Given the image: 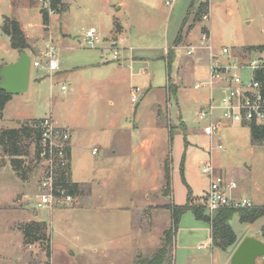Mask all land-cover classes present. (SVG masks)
<instances>
[{
    "label": "rangeland",
    "instance_id": "1",
    "mask_svg": "<svg viewBox=\"0 0 264 264\" xmlns=\"http://www.w3.org/2000/svg\"><path fill=\"white\" fill-rule=\"evenodd\" d=\"M13 1L0 2V66L10 63L14 56V53H11L10 39L3 32L5 19L20 15V8L14 6ZM121 1L37 0L36 3L32 2L36 6H31L33 11L30 19L40 24L43 21V28L38 35L31 36L28 33L25 35L30 36L27 40H32V43L47 39V45L44 48L31 44V49L25 52L31 56L32 61H40L42 66L32 68L27 93L12 95L13 101L9 102L6 108V118L4 115L0 118V134L4 129L21 128L27 124L32 125L34 120L46 119L51 121L54 119L72 132L78 127L85 128L81 131L79 139L81 145H87L89 150L78 152L79 175L86 180L94 177H96L94 179L108 180L107 186L100 183L99 187H94L92 200L101 201L102 209L108 212L113 234L130 232V228L135 230L138 226L144 228L149 225L153 226L152 230L154 229L155 232L160 231V234L163 230L172 229L170 220L168 225L160 218L156 222V210L151 211L150 217L147 216L151 219L149 223L146 215L142 213L143 208L138 205L139 202L141 206L144 204L142 198L146 199L147 195L144 192L134 193L133 190L130 151L133 145L146 135L157 137L153 159H157V163L164 166L165 177L166 171L167 173L171 171L172 176L171 190H167L165 182L160 195L154 192L152 196L150 193V196L153 202L169 209L171 213L174 204L183 206L188 200L189 190L183 177L184 174L186 176V161L188 160V165H191L190 160L196 158L198 154V162L201 160L206 162L210 157L208 153L210 145L213 147L211 154L216 168L219 165L223 174L228 179H235L241 187L246 185L245 183H250L252 187L257 184L261 189L260 200L254 198L252 201L255 207L264 206V143H253L249 125H234L214 139L204 134L203 130L207 122L198 118L197 111L201 105L207 103L206 97L209 96L204 90L198 91L194 87L198 82L209 77L210 58L205 52L188 56L184 45L191 30L192 33L194 32L192 44L198 45L201 31L195 32L194 29L203 26L201 29L203 32L207 29L210 31L214 52L219 56L221 64L226 65L230 61L221 54L222 48H229L234 58L240 61L254 59L260 54L264 55V50H259L260 47L264 48V0H213V3L212 0H195L189 21L184 27L188 37L184 40L182 32L181 43L174 46L171 45L172 41L193 0H176L172 7L166 6L164 0H146V3L151 1L154 4V9L148 4L139 8L142 13L149 15L147 27L140 30L133 23L130 32L131 43L137 46L131 53L139 58L136 63L137 71H134L133 77L130 75L133 71L129 70L128 65L123 69L112 65L108 68L75 70L80 63L78 58L81 54H84L82 58L87 56L90 61L96 59L94 56L102 54L113 57L110 52H106L107 47H103L100 42L97 44L100 49L88 48L85 34L92 29L98 33L99 39L109 40L111 38H107V31L112 29L117 35L121 28V22L116 21L117 19L122 20L125 17H130L131 21L136 19L135 11L126 13L118 10ZM206 1L212 4L211 19L203 22L198 11L199 4L201 2L204 4ZM131 3L134 10H137L139 5L133 1ZM55 4L57 10L53 8ZM170 8L173 10L171 11ZM46 14L47 23L44 21ZM63 38L69 43H66V48L57 50V44L61 43ZM165 38L169 39L168 44L171 48L167 56L172 61L170 67L167 66L165 59ZM73 46H78V50L71 49ZM251 47L256 49L251 51ZM129 48L128 46V50H125L123 47L116 61H121V54L124 57L125 53L130 52ZM52 49L56 51V58L59 61V69L55 72H49L46 67L45 53ZM141 67L144 69L140 71ZM115 69L125 73V76L122 78L116 76ZM169 70L170 76L172 74L175 82L181 85L178 98L175 97L173 91L175 85L172 80L170 79L168 83ZM238 74L243 79H249L251 71L243 70ZM63 86L68 87L66 92L63 91ZM139 86L143 93L139 102L134 104L131 101V92L133 88ZM157 106L160 108V111H157L158 115L160 114V126L145 128V124L152 120V114ZM110 122L118 125V131L113 137L114 143L122 141V152L126 156L122 159L123 168L103 166L90 169L88 164L92 165L95 160H101L103 157V151L96 156L92 151L94 147L100 149L97 144L95 146V142L107 136ZM38 124L40 123L37 122L33 126L40 130L36 127ZM148 130L152 132L148 133ZM67 131L71 134L69 130ZM76 135H79L77 131ZM219 142L224 145L223 151L217 149ZM29 151V155L23 160L21 171L17 172L12 165L11 157L5 154L0 145V264H136L137 260V264H148L157 255L161 258L159 264H226L224 256L220 255L218 258L214 254L215 249L212 247V240L210 241L211 225L198 220L192 211L183 215L177 233L173 236V242L165 253L161 250L165 233L162 246L154 249L152 254L150 253L152 256L137 257L135 262L136 251L131 253L130 247L120 251L121 247L118 243L113 244L108 260L99 259V255L92 257L87 253L75 251L70 236L63 233L62 223H57L58 211L54 210L73 207L76 195L70 205L58 203L53 210L39 207L40 187L49 171L47 164L41 160L39 145L38 157L34 146H31ZM110 162V159L105 160L104 164ZM189 167L192 176L206 185L207 178L200 173L202 166L197 163ZM69 170H71V162ZM63 176L59 180L64 184ZM66 176H69L67 172ZM246 194L250 193L246 192ZM200 197L196 198L193 195L190 202L207 216L209 214L199 203ZM164 212L168 214L167 211ZM95 215L96 212L89 214L90 217ZM130 220L134 222L133 227L130 225ZM31 221L43 222L47 225L46 234L50 241L25 244L22 227ZM263 225L264 218L254 224H243L238 214L231 221L239 243L246 236L257 239L261 237ZM94 226L97 227L96 229H102L103 224L95 219ZM106 226L108 227L107 223ZM82 239L88 241L85 237ZM230 249L233 254L236 248ZM258 264H264V258L260 259Z\"/></svg>",
    "mask_w": 264,
    "mask_h": 264
},
{
    "label": "crops",
    "instance_id": "2",
    "mask_svg": "<svg viewBox=\"0 0 264 264\" xmlns=\"http://www.w3.org/2000/svg\"><path fill=\"white\" fill-rule=\"evenodd\" d=\"M2 1L3 0H0V2H2ZM33 1L36 3L37 0L36 1L35 0H14L13 1L14 6H17V8H20V15H17L16 18L9 17L10 19L17 20L20 23V26H21L22 30L24 31V33L31 34V36L40 34L42 32V28H43V21H41V24H40L38 22L35 23L34 21H31L32 18L30 19L31 12L33 11V10H31V6H36L35 4L32 3ZM132 1L134 3H136L137 5H139L137 10H134V8L132 7V3H131ZM145 1L146 0H131V2H130L129 0H122L120 2V6L118 7V10H120V12H126V13H128V11L129 12L135 11L134 15L136 16V19H133L131 21L130 17H128V18L125 17L122 20L116 18L117 19L116 21L119 20V22H121L120 23L121 28L118 31V34L115 35V33L113 32L112 29H109L107 31V33H108L107 38L108 39L112 38V37H117V38H119V40H121V44L123 45L125 50L126 49L128 50V46L130 47L129 48L130 52L125 53L124 57H122V54H121V61L114 60V58L111 57L109 54L108 55L102 54L100 56L99 55L94 56V57H96V59L93 61H90L88 58H86L87 56L82 58L84 56V54H81L80 57L78 58L80 63H79V65H77L78 67L75 70L81 71L82 69L94 68V67L108 68L112 65H115L119 69H123L124 66L128 65L129 70L133 71V73L130 72L131 77H133L135 75L134 71H137L136 70L137 69L136 63H138L139 58L134 56V54L131 53L135 50V47H137L131 43V34H130L131 28L133 27V23L136 26H138L140 30H143L142 28L147 27L146 22L149 21V15L142 13V10H139L140 7L148 4L151 7V9H154V6H153L154 4L151 1L147 2V3ZM170 10L172 11L173 8H170ZM188 13H189V10L187 11L186 16L183 18L181 27L178 29L177 34L172 41V44H171L172 46H174L175 39H176L177 35L179 34V32L181 31L183 23L188 16ZM0 18H1V14H0ZM40 18L42 19L41 15H40ZM168 27H169V25H167V28ZM202 27L200 26L199 29H198V27H196L194 29V31L200 32ZM89 30H92V29H89ZM184 30H185V28H184ZM184 30H183V36L185 37L184 40H186V37H188V33H186V30L185 31ZM193 34H194V32L192 33V30H191L189 38L186 41L187 43L184 44L185 46H187L188 44H192L194 42V39H193L194 35ZM27 37L29 38L30 36H27ZM101 39L106 40V38H104V39L101 38ZM32 42H33L32 40L28 41V43L30 45L32 44V45H35L37 47H44L45 48V46L47 45V39H42L41 41H36L35 43H32ZM66 43H69V42H66V40L63 38L62 42L57 44L58 45L57 50L60 48L61 49L66 48ZM168 43H169V39L165 38V48H164L165 59L167 62V66L170 67L169 61H171V60H169V58L167 56H169V49H171V48L169 47ZM180 46H183V45H180ZM177 48H178V46H177ZM177 48H175V49L177 50ZM71 49L77 51L78 46H73V47H71ZM106 52H109V51H106ZM11 53H14V56H13L12 61L8 64L14 63L15 61H17L19 59V54H20L19 52H17V51L12 52V50H11ZM206 59H207V57H206ZM192 61H194V60H192ZM200 62H203V61H200ZM3 65H7V63L3 64ZM143 69H144L143 67L139 68L140 71ZM110 70H112V69L110 68ZM78 71H75V72H78ZM114 72H115V75L120 77V78L125 76V73H120L119 70L115 69ZM72 75H74V73H72ZM142 75H145V74L142 73ZM170 79L172 80V83L175 85V88H176L175 89L176 90L175 97L178 98L177 94L180 91L181 85H178L175 82V78H173L172 74L170 76V70H169V74H168V80L169 81H168V83L170 82ZM148 87H150V85ZM205 93H207V96H209L208 92L205 91ZM204 96H206V95L204 94ZM206 100L208 101V97H206ZM12 101L13 100H11L10 102H12ZM8 104L6 105V108L8 107ZM6 108H5L4 113H3L4 116L6 115ZM157 111H160V108L158 106L155 108V110L152 114L153 115L152 120L148 121L145 124V128L147 127L150 129V128H154V126L155 127L160 126V123H161L160 122V114L158 115ZM5 118H6V116H5ZM31 119H34V118H31ZM142 125L143 124H141V126ZM61 127L65 128L71 132V135H72V139H71V170H70L71 181L74 184H79L81 187V190H82V192L80 194L76 195V202H75L73 207H71V208H59L57 210H54V211H58L56 221H57V223H62V226L64 229L63 233L67 236H70V238H71L72 248H75V251L87 253V254L91 255L92 257L94 255L95 256L99 255V259H103V260L107 259L108 260L110 258V254H111L113 244L118 243L119 246L121 247L120 251L125 250L127 247H130L131 253L133 251H136L134 254L135 255L134 256V262H135V259L137 257L152 256L151 252H153L154 249H159V247L162 246L163 234L165 233L166 230H163V233L160 234V231L155 232L154 229L152 230L153 226L149 225L148 227H144V228H143V226H138V227H136L135 230L130 228V230H131L130 232L125 231L122 233L113 234V232L111 230L112 229V222L110 220V217L108 216L109 215L108 212L102 209L101 201L100 202H93V200H92L94 187L95 186L99 187L100 183L103 186H107V184L109 183L108 180H106L107 181L106 182L105 180H103L101 178L94 179L96 177H94L93 179H87L86 180L79 175L80 169L77 166V164H78V159H77L78 152L89 150V149H87L88 148L87 145H85V144L81 145V142L79 139L80 135L82 134L81 131L85 128L78 127V128H76V130L74 132H72L67 127H64V126H61ZM117 129H118V125L116 123L110 122V124L107 127V134H106L107 136H103L102 138L98 139L97 142H95V146L97 144L100 147V149H97L96 147H94V149L92 151L93 155H95V156L99 155L100 152L103 151V157L101 160H95L94 164H92V165L88 164V167H90V169L95 168V167L101 168L103 166H107L110 168L112 167L114 169L123 168L124 163H123L122 159L126 158V156H124L125 153L122 152V148H123V146L121 144L122 141H118L117 143H114L115 132L118 131ZM137 129H139V128L137 127ZM76 131H77V133H79L78 136L76 135ZM150 132H152V130H148V133H150ZM156 140H157V137H154V136H150V135H146L145 137L142 136L131 148V151H130V155H131L130 159L131 160L130 161H131L132 177L134 179L133 190L135 191L134 193L144 192L145 195H147L146 199L142 198L144 200L143 201L144 204L142 206L140 205V202L138 203L139 207L143 208L142 213L145 214L146 217L147 216L150 217L151 211L156 210L157 211L156 216H155L156 222L160 218V219L165 220L166 224L168 225L169 220H170V223L172 222V213L170 212L169 209L163 208V206H161L157 202H153L151 199V196L154 192H157V195H160V192L162 191L163 186L165 185V182H166L164 166L161 165L160 163H157V159L156 160L153 159V156H154L153 152L155 149ZM96 149L98 151L96 154H94V150H96ZM197 156H198V154H197ZM197 156H196V158L194 157L192 160H190L191 165H188L189 164L188 160L185 163V167L187 168V169H185L186 170V179H187V182L193 191L194 197H196V198L202 196L208 188V180L206 182V185H203L199 179L192 176V174H191V168L189 166L193 167V165H195L197 163L199 165H202L204 162L203 160L198 162ZM204 156H205V154H204ZM206 157H207V154H206ZM109 159L111 160V162L109 164H104L105 160H109ZM137 159H138V163H136ZM217 166H218L217 169L219 170V172H221L223 174V171L220 170L219 165H217ZM171 169H172V166H171ZM231 180H235V179H231ZM245 184L246 185H242V187H241V184H239V191L237 192L238 195L242 196V197H248L251 199L255 198L254 200H260L261 189L257 186V184L255 187H252V185L250 183H245ZM246 192H249L250 194L247 195ZM150 193H151V196H150ZM187 202H188V200H187ZM164 211H167L168 214L165 213ZM92 212H96V215L94 217L89 216V214ZM148 217H147V219L149 220V223H150L151 219ZM95 219H98V222L103 224L102 229H96L97 227L94 226ZM34 222H37V221H34ZM88 222H89V224H88ZM129 222H130L131 227H133L132 224L134 222L131 220ZM159 222H160V220H159ZM106 223H107L108 227L106 226ZM209 229H211L210 241L212 240V242H211L212 247L215 249L214 254H216L218 258L220 257V255L224 256L226 264H228V262H229V264H231L232 257L234 255L238 245L233 247V248H236L233 254H232V249H229L227 252L222 251V253H221L220 252L221 250H219L218 248H216L213 245L211 226ZM83 237L88 239V241H84L82 239ZM247 237H249V236H246L245 238H247ZM258 239L262 240L261 237H259ZM117 240H120V241H117ZM160 240H161V242H160ZM72 248H71V250H72ZM71 250H70V253H71ZM116 250H118V249L116 248ZM72 251L75 254V251L74 250H72ZM137 262H138V260L136 261V264H137Z\"/></svg>",
    "mask_w": 264,
    "mask_h": 264
},
{
    "label": "built area",
    "instance_id": "3",
    "mask_svg": "<svg viewBox=\"0 0 264 264\" xmlns=\"http://www.w3.org/2000/svg\"><path fill=\"white\" fill-rule=\"evenodd\" d=\"M166 6L172 7L176 0H164ZM219 1V0H216ZM213 3V0H212ZM203 8L202 21L211 19L209 1L199 4ZM56 12V10L54 11ZM53 12V13H54ZM207 28H205L206 30ZM88 48L100 49L98 42L104 44L114 60H118L123 49L119 38L109 40L99 39L98 33L88 30L85 34ZM101 47V49H103ZM188 56H195L205 52L210 58L209 77L195 85V90H204L209 93L206 104L198 110V118L207 122L204 127V134L211 139L218 137L224 130L234 125H264V55L260 54L254 59L240 61L231 54L229 48H222L221 54L230 61L228 64H221L219 56L214 52V45L210 31L201 30V38L198 45H188ZM47 69L55 72L59 69V61L56 58V51L52 49L45 53ZM40 61H32V68H39ZM251 71L249 79H243L239 72ZM63 91L68 90L67 86L62 87ZM143 90L140 87L133 88L131 101L136 104L142 96ZM36 127L41 131L39 142L40 157L44 164H47V175L41 184L39 195V207L53 210L56 204L70 205L74 202V196L69 194L63 182L59 180L64 172H68L71 162V134L62 128L54 119H46L39 122ZM218 151L224 150V145L217 144ZM94 150V154L97 153ZM213 147H208L210 157L201 165V173L208 180V188L200 197V205L212 216L222 209L241 210L255 207L251 198L238 195L239 184L228 179L216 168L212 159Z\"/></svg>",
    "mask_w": 264,
    "mask_h": 264
},
{
    "label": "trees",
    "instance_id": "4",
    "mask_svg": "<svg viewBox=\"0 0 264 264\" xmlns=\"http://www.w3.org/2000/svg\"><path fill=\"white\" fill-rule=\"evenodd\" d=\"M194 1L192 2L187 18L185 19L182 29L180 31L181 34L178 35V38L174 42V45H179L182 41V32L186 23L189 20L191 15V10L194 7ZM56 9V4L54 7ZM57 10V9H56ZM203 9H199V16L202 14ZM44 21L47 23L48 18L47 14L44 16ZM3 32L10 38V45L12 50L17 51L19 53L25 52L26 50H30V44L28 43L27 37L22 30L20 23L15 19L6 18L5 24L3 27ZM259 48V47H258ZM257 48V49H258ZM256 49L251 47L250 50ZM259 50H264L263 47H260ZM172 61H169V66ZM4 65H1L2 68ZM176 88L173 89L174 94H176ZM12 95L8 94L4 90L0 89V118L3 116L6 105L11 101ZM40 122V120H34L32 125H25L21 128L14 129H4L0 134V145L4 149V152L7 156L11 157L12 165L17 172H20L22 169V163L24 158L29 155V150L31 146L35 147L36 157H38L37 150L39 145V140L41 136L40 130L34 128V124ZM251 136L252 141L255 144L264 143V125H257L255 123L251 124ZM184 173V172H183ZM66 172L63 173L64 186L66 187L69 194L75 196L82 192L79 184H74L71 181V172L68 170L67 175ZM184 182L189 190L188 194V202L183 206L173 205L172 210V226L170 230L165 232L164 244L162 253H165L167 247L173 242V236L177 233V229L181 222L183 215L192 211L198 220L206 222L211 225L212 228V238L213 245L223 252H227L231 247H235L239 243V239L237 234L234 232L231 221L233 217L238 214L240 217V222L243 224H254L260 219L264 218V206L261 207H253L241 210H229L222 209L217 211L214 216H205L202 211L195 208L191 204V197L193 195V191L190 185L187 182L186 176L184 174ZM166 188L167 190H171V171L167 173L166 171ZM47 225L43 222H30L22 227V231L25 235V244H36V243H44L48 242V236L46 234ZM261 238L264 241V225L261 228ZM50 241V240H49ZM161 261L160 255L156 258H153L148 262V264H159Z\"/></svg>",
    "mask_w": 264,
    "mask_h": 264
},
{
    "label": "water",
    "instance_id": "5",
    "mask_svg": "<svg viewBox=\"0 0 264 264\" xmlns=\"http://www.w3.org/2000/svg\"><path fill=\"white\" fill-rule=\"evenodd\" d=\"M32 74V58L26 52L19 54L14 63L0 68V89L10 95L25 94L29 91ZM264 258V241L247 237L237 247L231 264H258Z\"/></svg>",
    "mask_w": 264,
    "mask_h": 264
}]
</instances>
